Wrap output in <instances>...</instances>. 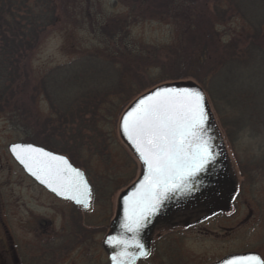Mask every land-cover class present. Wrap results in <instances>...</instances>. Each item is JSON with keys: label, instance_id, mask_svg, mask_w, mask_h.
Masks as SVG:
<instances>
[{"label": "trees", "instance_id": "obj_1", "mask_svg": "<svg viewBox=\"0 0 264 264\" xmlns=\"http://www.w3.org/2000/svg\"><path fill=\"white\" fill-rule=\"evenodd\" d=\"M115 1L125 13L93 11L91 0H0V113L26 142L72 151L75 161L85 149L103 154L107 144L94 146L95 136L105 145L103 121L142 93L177 81L205 90L228 141L264 128V0ZM62 15L76 18L100 48L51 69L35 84L34 52ZM143 21L171 24L173 41H137L133 27ZM40 95L60 114L56 125L34 115Z\"/></svg>", "mask_w": 264, "mask_h": 264}, {"label": "rangeland", "instance_id": "obj_2", "mask_svg": "<svg viewBox=\"0 0 264 264\" xmlns=\"http://www.w3.org/2000/svg\"><path fill=\"white\" fill-rule=\"evenodd\" d=\"M91 1L93 11L102 14L116 15L126 12L125 6L115 0ZM82 6L80 5V8ZM80 8L76 6L77 11ZM74 14L76 13L74 12ZM239 24L238 20H234L232 25L235 28L233 29L239 27ZM132 35L140 42L164 45L173 41L176 32L171 24L143 21L133 27ZM99 48L98 40L88 30L82 28L76 18L62 15L60 22L45 34L42 43L34 52L31 62L32 80L38 84L51 69L67 64L83 54L94 52ZM128 107L129 105L118 112L116 117L111 118L109 122L101 123L107 134L104 137L105 145H102V139L95 136L94 146L96 148L102 146L105 149L107 144L108 149L99 151H103V154L85 149L80 156L75 155L78 165L88 171L92 182L96 187H99V194H107L110 191L107 186H111V190H114L112 202L114 206L117 205L119 195L140 174L139 163L135 155L123 142L119 133L121 116ZM34 111V115L41 117L42 122L45 121L44 119H50L55 121L56 125V122L59 121L57 116L60 114L51 110L49 101L43 95L37 98ZM216 119L219 122L217 117ZM222 132L230 150L232 165L235 166V175L242 185L241 194L232 212L219 216L213 221L197 225V232L187 233L185 241L188 242V248H186L189 253L185 255V259L196 264H206L205 259L208 261L219 260L228 252L256 251L264 257V128L239 132L238 141L235 144L228 141L226 133ZM43 138L50 139L47 135ZM25 140L24 134L20 130L14 129L7 117L0 113V192L3 194L12 191V184L16 191V179L13 178L20 174V170L9 155V145L26 142ZM35 143L42 144L43 142L36 140ZM71 153L74 155L72 151ZM71 153L67 154L72 158ZM110 211L112 212V209ZM106 212V209L101 210L99 207H94L91 214ZM183 247L185 248V245ZM184 248L181 250L182 255L187 252Z\"/></svg>", "mask_w": 264, "mask_h": 264}, {"label": "snow or ice", "instance_id": "obj_3", "mask_svg": "<svg viewBox=\"0 0 264 264\" xmlns=\"http://www.w3.org/2000/svg\"><path fill=\"white\" fill-rule=\"evenodd\" d=\"M201 90L188 87H161L138 100L123 116L121 129L138 153L147 175L131 195L123 198L127 231L136 233L143 222L156 213L169 193L187 188L214 159L205 135L208 113ZM11 151L16 159L41 183L85 208L90 206L91 189L83 173L60 155L32 144H16ZM123 245L114 264H133L137 258L130 246L143 245L109 239ZM225 264H264L259 256H237Z\"/></svg>", "mask_w": 264, "mask_h": 264}, {"label": "flooded vegetation", "instance_id": "obj_4", "mask_svg": "<svg viewBox=\"0 0 264 264\" xmlns=\"http://www.w3.org/2000/svg\"><path fill=\"white\" fill-rule=\"evenodd\" d=\"M30 143L68 155L51 149L44 141L42 144ZM9 155L20 174L13 178L16 179V191L12 184L10 193L0 192V264H112L107 240L112 233L111 223L117 205L112 204L114 190H111V186H107L110 189L107 194H99V187L88 177L92 186V202L90 208L86 209L40 184L27 174L10 151ZM69 158L79 167L75 160ZM230 164L236 182V195L230 207L217 209L214 205L217 200L201 199L194 208H171L167 218L152 227L150 248L146 255L133 264H196L185 259L189 253L188 242L185 241L187 233L197 232V225L232 212L241 194L242 185L235 175L231 157ZM94 207L106 209L107 212L92 215ZM182 248L187 251L183 255ZM205 260L206 264L218 261Z\"/></svg>", "mask_w": 264, "mask_h": 264}, {"label": "water", "instance_id": "obj_5", "mask_svg": "<svg viewBox=\"0 0 264 264\" xmlns=\"http://www.w3.org/2000/svg\"><path fill=\"white\" fill-rule=\"evenodd\" d=\"M161 87H188V88H197L202 91L205 97L206 111L208 113V118L205 123V135L209 139V144H210L214 159L210 161V163L205 167L203 171H201L198 175H196L195 177L189 180L187 188L179 189L175 192L169 193L167 198L163 200L162 204L160 205L156 213L150 216L146 221L143 222V225L138 232L132 233V232L127 231V229L124 227V224L126 223V218H125V205L123 204V198L131 195L134 191H136V189L139 187L140 181H142L144 176L147 175V169L142 164L138 153L135 151L133 146L124 136L122 129H121V121L125 113L138 100H140L144 96H147L151 92L155 91L157 88H161ZM119 132H120L122 140L129 146V148L135 154L141 166V173L139 177L137 178V180L128 189L123 191L119 196L116 215L111 225V227H113L112 233L109 235L108 240H107V248L110 253V258H112L113 255H119V253L123 249V245H118L115 243H112V244L108 243L109 239L111 238H115L116 240H126V241H129L130 244L134 242H138L139 244L143 245V251L146 252L150 248L149 241H150V234L152 231V227H155L157 224L160 223V221L166 219L167 218L166 215L171 208L179 209V210L194 208L195 206H197V204L199 203L201 199L217 200V202L214 204L216 205L215 208L217 209L222 210V209H228L230 207V204L234 200V197L236 194V182L232 174L226 143H225L223 134L221 132V129L218 125V122L216 120V117L213 113V110L210 106L208 96L198 84L191 82V81L171 82V83H165V84L158 85L154 87L153 89L143 93L138 98H136L130 104V106L125 110V112L122 114L120 123H119ZM16 144H32V143L16 142L9 146V150L12 156L24 168L27 174L31 175L34 179H36V177H34L30 172H28L27 169L16 159V156L11 151L12 146ZM32 145L38 148H43L35 144H32ZM43 149L46 151L52 152L56 155L65 157L74 168L79 169L83 173L84 178L88 181L89 187L91 189V200H90V206H91L92 187L88 180V177L85 175L84 170L76 167L75 164L69 159L68 156L64 154H60L52 150H49V149H46V148H43ZM36 180L40 184L46 186L50 191H52L51 188H49L47 185L41 183L38 179ZM58 196L61 198L67 199L63 196H60V195ZM90 206L88 208H90ZM128 251L136 254L137 258L134 260L133 263H135L140 257H142L141 255H139L141 251V249L139 248L130 246L128 248ZM252 255L259 256L262 260H264L263 257L257 252H244V253L229 254L223 257L222 259H220L219 261H216L210 264H225L226 261L231 260L234 257L252 256ZM112 264H114L113 261H112Z\"/></svg>", "mask_w": 264, "mask_h": 264}]
</instances>
